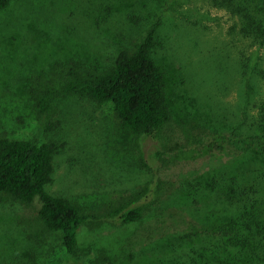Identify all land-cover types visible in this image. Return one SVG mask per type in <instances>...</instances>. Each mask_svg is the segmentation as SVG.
Listing matches in <instances>:
<instances>
[{
	"label": "rangeland",
	"instance_id": "obj_1",
	"mask_svg": "<svg viewBox=\"0 0 264 264\" xmlns=\"http://www.w3.org/2000/svg\"><path fill=\"white\" fill-rule=\"evenodd\" d=\"M155 24L154 58L172 112L160 140L130 135L110 106L78 96L58 100L48 118L39 113L35 89L103 71ZM235 31L213 0H11L0 12V137L59 146L47 192L97 218L78 231L76 264L102 251L112 264H169L180 239L199 250L213 226L204 182L213 166L237 160L231 150L213 154V122H234L240 105L238 56L247 44ZM135 194L145 202L142 220L111 222L109 208ZM39 209L38 199L24 205L0 195V264L72 258L59 234L42 230Z\"/></svg>",
	"mask_w": 264,
	"mask_h": 264
},
{
	"label": "trees",
	"instance_id": "obj_2",
	"mask_svg": "<svg viewBox=\"0 0 264 264\" xmlns=\"http://www.w3.org/2000/svg\"><path fill=\"white\" fill-rule=\"evenodd\" d=\"M10 1L0 0V12ZM213 7L235 20V34L247 44L238 56L237 119L230 124L226 118L213 122V154L231 150L237 160L231 166H213V176L204 182L213 195V226L199 250L190 252L180 239L169 264H264V0H213ZM157 29L155 24L146 30L131 50H119L103 71L70 74L64 86L35 89L32 97L39 113L48 118L58 100L78 96L97 106H110L130 135L160 140L172 112L165 76L154 58ZM58 150L53 142L0 137V195L24 205L38 199L42 230L59 234L61 247L72 257L61 264H76L78 231L97 218L47 192ZM144 203L141 194H135L111 206L108 217L122 225L140 222ZM217 204L225 205L224 213L218 212ZM110 258L102 251L92 264H112Z\"/></svg>",
	"mask_w": 264,
	"mask_h": 264
}]
</instances>
